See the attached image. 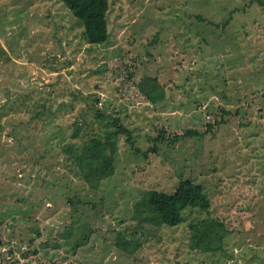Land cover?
<instances>
[{"label": "rangeland", "instance_id": "1", "mask_svg": "<svg viewBox=\"0 0 264 264\" xmlns=\"http://www.w3.org/2000/svg\"><path fill=\"white\" fill-rule=\"evenodd\" d=\"M107 18L94 45L61 0H0V264H264V0H110ZM114 118L130 135L93 191L63 149ZM181 181L204 188L223 249L192 250L190 220L133 217Z\"/></svg>", "mask_w": 264, "mask_h": 264}, {"label": "trees", "instance_id": "2", "mask_svg": "<svg viewBox=\"0 0 264 264\" xmlns=\"http://www.w3.org/2000/svg\"><path fill=\"white\" fill-rule=\"evenodd\" d=\"M61 1L83 26L84 35L89 43L102 45L107 42L110 36L107 18L110 0ZM196 19L199 22L207 21L201 16H196ZM224 25L222 24V26ZM155 84H157L156 80L152 79L143 81L141 84L142 91L152 102H156L157 98H161L164 94L159 85ZM158 88L161 90L157 91ZM98 117L103 120L105 115L98 114ZM108 125L114 126L116 130L107 132L104 141L95 138L84 142L81 148L75 149L66 145L63 149L68 160L77 167L82 179L93 191H97L101 183L115 173L119 153L118 137L122 134L130 135L128 130L120 125L118 118L109 121ZM209 128L212 129L213 126L209 125ZM186 134L198 135V132L190 130ZM73 137L77 138L78 136ZM128 140L131 142L130 138ZM134 210L133 217L140 224L176 227L190 220V247L192 250L203 253H213L223 249L224 242L229 235L226 224L211 215V201L204 188L191 181H181L173 194L156 190L147 191L134 206ZM193 214L197 217L193 218ZM83 226L87 228V225ZM89 235L86 230H83L78 238H73L72 241L75 244L73 250L85 246ZM71 237H73L72 234ZM116 246L121 252L133 255L141 249L142 241L129 239L120 233Z\"/></svg>", "mask_w": 264, "mask_h": 264}]
</instances>
